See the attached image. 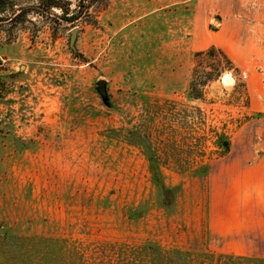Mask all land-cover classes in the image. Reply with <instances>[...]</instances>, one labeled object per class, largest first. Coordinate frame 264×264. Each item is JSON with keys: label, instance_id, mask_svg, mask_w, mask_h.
Listing matches in <instances>:
<instances>
[{"label": "rangeland", "instance_id": "374dc122", "mask_svg": "<svg viewBox=\"0 0 264 264\" xmlns=\"http://www.w3.org/2000/svg\"><path fill=\"white\" fill-rule=\"evenodd\" d=\"M2 1L0 253L47 237L68 264H215L208 173L258 148L264 0Z\"/></svg>", "mask_w": 264, "mask_h": 264}, {"label": "crops", "instance_id": "0c3cea01", "mask_svg": "<svg viewBox=\"0 0 264 264\" xmlns=\"http://www.w3.org/2000/svg\"><path fill=\"white\" fill-rule=\"evenodd\" d=\"M257 133L246 134L256 141L241 149L229 163L211 166L208 173V209L210 220H224L223 235L210 224V240L223 236L226 254L264 259V117ZM254 136V137H253ZM251 147V148H249ZM213 224V223H212Z\"/></svg>", "mask_w": 264, "mask_h": 264}, {"label": "trees", "instance_id": "16d2710c", "mask_svg": "<svg viewBox=\"0 0 264 264\" xmlns=\"http://www.w3.org/2000/svg\"><path fill=\"white\" fill-rule=\"evenodd\" d=\"M89 3L88 0H81L80 2ZM13 7L12 2H3L0 0V15H3L7 8ZM55 7L53 4L47 5L50 9ZM86 8V6H84ZM21 12H25L22 10ZM0 21H3L0 17ZM103 96V93L100 92ZM154 178L160 177L159 172L156 170L154 172ZM158 185V184H157ZM161 188L165 189L162 184ZM138 217L134 216L133 212L129 214V219L134 220ZM6 236V235H3ZM14 242L9 246L5 252L0 253V257L3 258V264H68L65 256L62 254L63 243L60 240H55L53 238H12ZM148 251L150 253L149 264H160L162 260V251L154 249L152 246H148ZM178 254V253H177ZM215 264H264V259H254L242 256H234L230 254H220L215 257Z\"/></svg>", "mask_w": 264, "mask_h": 264}, {"label": "water", "instance_id": "95a60500", "mask_svg": "<svg viewBox=\"0 0 264 264\" xmlns=\"http://www.w3.org/2000/svg\"><path fill=\"white\" fill-rule=\"evenodd\" d=\"M76 34H77V30L76 29H73L71 32H70V41H69V46L71 49H73L74 47V42H75V39H76ZM105 86V82L104 81H98L97 82V90L99 92H102L103 91V88Z\"/></svg>", "mask_w": 264, "mask_h": 264}, {"label": "bare ground", "instance_id": "6f19581e", "mask_svg": "<svg viewBox=\"0 0 264 264\" xmlns=\"http://www.w3.org/2000/svg\"><path fill=\"white\" fill-rule=\"evenodd\" d=\"M230 75L228 73L224 74L221 78H220V84H226V83H231V79H230ZM233 80V79H232ZM233 83L230 84V86L232 85ZM228 85V84H226Z\"/></svg>", "mask_w": 264, "mask_h": 264}]
</instances>
